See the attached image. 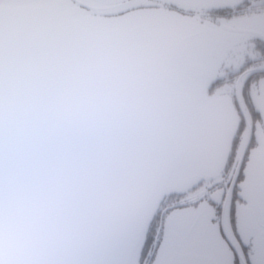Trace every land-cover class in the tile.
Instances as JSON below:
<instances>
[{"label": "rangeland", "instance_id": "obj_1", "mask_svg": "<svg viewBox=\"0 0 264 264\" xmlns=\"http://www.w3.org/2000/svg\"><path fill=\"white\" fill-rule=\"evenodd\" d=\"M8 10L51 12L100 42L96 44L103 56L92 61L91 67L87 63L84 66L82 60L80 70L86 67L87 75L93 69L114 68L103 78L106 81L100 90L95 88L82 96L81 119L94 118L92 115L100 111L103 90L118 89L128 94L129 90L148 89L158 100L157 108L145 110L161 113L159 134L169 141L166 153L178 157L151 182L152 192L141 203L143 215L117 264H138L140 245L161 201L180 193L182 179H192L191 184H195L197 174L205 180L200 195L192 198L194 193L187 194L189 201L196 202L195 207L163 212L156 221L158 249L151 264H184L188 257L232 264L233 253L222 232L221 216L205 198L211 183L208 174L226 169L244 121L232 169L242 164L254 139L255 145L244 160L245 188L248 197L264 206V77L251 75L256 69H264V59L257 61L263 55L257 53L253 35L225 28L264 34V0H0V11ZM216 10L228 12L220 16L213 13ZM26 36L28 33H21L18 38ZM3 47L0 45V50ZM13 48L3 59L0 57V64L5 74L15 79L16 72H28L29 64L19 55L25 47ZM243 67L246 72L234 81L218 83L227 70ZM58 132L81 158L86 159L93 150L87 142L81 145ZM105 173H115V169L108 168ZM224 226L236 243L227 216ZM252 237L257 241L256 235Z\"/></svg>", "mask_w": 264, "mask_h": 264}, {"label": "water", "instance_id": "obj_2", "mask_svg": "<svg viewBox=\"0 0 264 264\" xmlns=\"http://www.w3.org/2000/svg\"><path fill=\"white\" fill-rule=\"evenodd\" d=\"M96 43L48 11L0 12V57L23 45L29 64L15 79L0 64V264H117L151 182L178 157L161 113L145 110L158 106L148 89L100 91V111L80 118L82 96L114 68L80 70L103 56ZM58 130L92 145L88 157Z\"/></svg>", "mask_w": 264, "mask_h": 264}, {"label": "flooded vegetation", "instance_id": "obj_3", "mask_svg": "<svg viewBox=\"0 0 264 264\" xmlns=\"http://www.w3.org/2000/svg\"><path fill=\"white\" fill-rule=\"evenodd\" d=\"M223 10H216L213 13L224 16ZM227 31V30H226ZM240 32L251 34L254 36L256 49L263 55V58L257 59L260 61L264 59V34L259 32L248 31ZM231 32V31H229ZM238 33V32H234ZM253 44V43H252ZM246 72L245 68H237L227 70L218 80V83L223 84L226 81H234L240 75ZM218 75V74H217ZM252 78L264 77V69H256L255 73H251ZM226 77V78H225ZM240 110L238 114L243 116ZM255 114V113H254ZM246 123L243 121L240 125L237 136L234 139V145L228 166L223 173H210V184L206 187V195L208 204L221 216L222 232L226 237V242L233 253L231 258L232 264H264V206L261 203L253 201L246 194L245 178L243 167L245 165V155L248 154L250 147L254 146V139L249 148L246 150L243 162L236 170L232 169V162L236 156L238 142L240 140V133L245 128ZM253 143V144H252ZM202 174L196 175V183L191 184L192 179H182V190L179 194H172L169 197H164L161 201L155 218L152 219L147 230V234L140 245L138 254V264H151L153 257L157 252V234L155 233L156 221L161 218V213L170 212L171 210H180L181 212L190 210L195 207L196 202L189 201V195L199 196L198 191L203 187L205 180L201 178ZM201 201V198L199 199ZM253 205V207L250 206ZM227 216L228 227L233 234L236 243H233L229 238V234L224 226V219ZM198 222L193 225L192 232L196 229ZM257 236V241L252 237ZM152 238V240H151ZM150 258L148 259L149 255ZM137 260V258H136ZM136 263V261H135ZM184 264H212L211 260L204 257H188Z\"/></svg>", "mask_w": 264, "mask_h": 264}, {"label": "trees", "instance_id": "obj_4", "mask_svg": "<svg viewBox=\"0 0 264 264\" xmlns=\"http://www.w3.org/2000/svg\"><path fill=\"white\" fill-rule=\"evenodd\" d=\"M220 11H221V10H220ZM227 12H228V11H226V10H223V11H222V13H227ZM151 240H152V238H151Z\"/></svg>", "mask_w": 264, "mask_h": 264}]
</instances>
